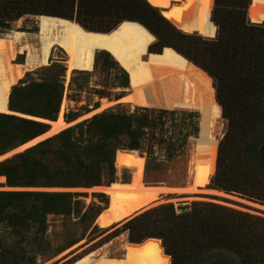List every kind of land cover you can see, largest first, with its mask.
Returning a JSON list of instances; mask_svg holds the SVG:
<instances>
[{
	"label": "trees",
	"instance_id": "16d2710c",
	"mask_svg": "<svg viewBox=\"0 0 264 264\" xmlns=\"http://www.w3.org/2000/svg\"><path fill=\"white\" fill-rule=\"evenodd\" d=\"M250 1L213 0L212 28L204 32L175 27L147 0H0V29L11 28V22L25 14L75 19L83 27L101 32L124 20L139 22L155 36L149 52L171 47L213 80L215 99L227 120L217 145L214 185L264 201V22L249 20ZM101 60L113 63L107 53ZM127 75L123 70L124 86ZM63 90V80L57 76L15 85L8 106L27 115L55 119ZM79 114L69 111L65 121ZM153 126L156 121L147 112L104 111L0 161V175L10 186L111 185L118 149H140L146 128ZM46 128L41 120L0 112V154ZM121 137L124 146L119 143ZM76 195L70 191L0 190V264L9 259L10 264H35L38 249L25 244L28 232L32 231V243L43 238L47 214L70 213ZM99 213L100 209L92 208L84 214L89 218L87 227ZM2 229L9 232V238L14 237L12 242L4 241ZM122 231L134 243L160 238L171 264H264V217L212 202L195 201L180 212L171 203L162 204L128 218L109 235Z\"/></svg>",
	"mask_w": 264,
	"mask_h": 264
},
{
	"label": "rangeland",
	"instance_id": "374dc122",
	"mask_svg": "<svg viewBox=\"0 0 264 264\" xmlns=\"http://www.w3.org/2000/svg\"><path fill=\"white\" fill-rule=\"evenodd\" d=\"M212 7L213 0H174L168 7L158 8L179 29L208 32L212 28ZM249 8L247 16L251 20L264 21V0H252ZM37 15L25 14L12 21L11 28L0 29V37L6 38L7 35L19 31L23 33V42L21 43L27 44L29 49L37 51L40 47L39 15ZM154 41L155 39L147 45L146 52ZM106 53L113 63H104L101 60ZM26 56L27 49L22 50L20 44H17L13 56L10 58L11 65L24 63ZM47 62L46 64L31 66L28 70L25 69L21 77L17 78L16 83L12 86L50 79L53 76L61 78L64 86L62 96L64 100L63 119L65 120L64 115L69 111L80 113L77 117L68 121L70 124L65 128L109 110L131 114L147 112L155 119L156 126L146 128L140 149L120 148L118 150H120L119 154L124 150L142 155L144 160V184L161 187V190L157 192L158 194L147 207L133 213L131 216L107 225L104 218L109 198L100 186H107L110 183L88 187H24L10 186L7 184L5 176L4 179L0 178V190L70 191L78 194L73 196L74 204H72L70 213L50 212L47 214L43 238L32 243V231L28 232L25 244H34L33 246L38 249L35 254V264H72L89 253L96 260L103 254L110 258H122L124 255L122 245L129 241L127 232L122 231L114 236L109 234L120 227L128 218L166 203H171L175 210L180 212L184 209V206H189L195 201L212 202L264 217V201L238 191L224 190L213 183L217 145L225 134L227 127V120L222 116L221 107L220 116L214 119L213 126H211L217 139L213 172L203 186L191 189L189 185L193 179L194 142L199 133L200 124V113L197 107L175 105L170 108H158L131 103L124 98L130 92L129 76L127 75L128 83L124 86L122 83L124 69L106 50H94L90 69H73L67 73V55L58 45H54L50 50ZM177 84L182 86L178 81ZM180 98L182 99L184 96ZM164 109L168 112L160 113ZM21 116H27V114ZM34 119L41 120L39 118ZM41 121L44 122V120ZM46 125L48 128L49 125L47 123ZM124 141L125 139L121 137L119 139L120 145L124 146L121 144ZM133 170L134 167L129 163L118 162L115 164L114 181L111 182V185H128ZM92 208L100 209V213L87 227L89 218L85 217L84 214ZM98 221H101V223L97 224ZM93 226L95 228H92ZM2 231L5 236L4 241L9 240V242H12L14 237L9 238V232L6 229H2ZM169 257L171 260V256ZM5 262L10 264V259ZM110 264L119 263L113 262ZM169 264H171V261Z\"/></svg>",
	"mask_w": 264,
	"mask_h": 264
},
{
	"label": "bare ground",
	"instance_id": "6f19581e",
	"mask_svg": "<svg viewBox=\"0 0 264 264\" xmlns=\"http://www.w3.org/2000/svg\"><path fill=\"white\" fill-rule=\"evenodd\" d=\"M147 1L156 7H168L174 0ZM251 4L252 2L248 6V13ZM22 35L23 33L15 31L6 38L0 37L1 113L7 111L9 90L17 78L31 66L48 63L50 50L54 45L62 48L67 55V73L73 69H90L94 50H106L128 73L130 92L124 98L131 103L158 108L175 105L198 108L199 133L194 142L193 179L189 188L197 189L208 181L213 172L217 144L211 126L221 113L220 105L215 99L212 78L206 71L171 47H165L160 53L146 52V47L154 36L136 21L124 20L112 30L101 32L89 30L76 20L39 15V49L33 51L27 44L21 43ZM17 44H20L22 50L27 49V56L24 63L12 66L10 58ZM181 96L184 98L181 99ZM63 107L62 99L58 118L52 123L53 132L70 124L62 117ZM119 162L131 164L134 170L128 185L100 186L109 198L104 218L107 225L147 207L161 190V187L144 184L142 155L123 150L119 154ZM0 178L4 179V176L0 175ZM122 246V258H110L103 254L96 260L89 253L72 264H169L171 261L157 237H149L138 243L126 241Z\"/></svg>",
	"mask_w": 264,
	"mask_h": 264
},
{
	"label": "water",
	"instance_id": "95a60500",
	"mask_svg": "<svg viewBox=\"0 0 264 264\" xmlns=\"http://www.w3.org/2000/svg\"><path fill=\"white\" fill-rule=\"evenodd\" d=\"M250 2H252V0H251ZM41 15H43V14H41ZM50 16H52V15H50ZM249 20H250L251 22H256V23L264 22V21H254V20H251L250 18H249ZM153 36H154V35H153ZM206 37H209V36H206ZM211 37H214V36H211ZM154 39H155V36H154ZM165 47H166V46H164V47L162 48V50H163ZM162 50H161V51H162ZM147 52H149L148 49H147ZM149 53H150V52H149ZM6 110H7L6 112H2V113H13V114H18V115H26V114H24V113H21V112H18V111H15V110L10 109L9 106H8V104H7V109H6ZM27 116H30V117H32V118H39V119H41V120H42V119H45V120H46L45 122L49 125L48 128H47L43 133H41L40 135L35 136V137H33L32 139H30V140H28V141H26V142H24V143H22V144H20V145H18V146H16V147L12 148V149H10V150H8V151H6V152L0 154V161H2V160H4V159H7V158H10V157H13V156L17 155L18 153L24 151L25 149H27V148H29V147H31V146L37 144L38 142H40V141H42V140H44V139H46V138H48V137H50V136H52L53 134H55V133L58 132V131H57V132H53V131L51 130V128H52V123L55 122V121L57 120V118H58V114H57V116H56L55 119H46V118H40V117H36V116H31V115H27ZM131 215H132V214H131ZM131 215H129V216H131ZM127 217H128V216H127ZM113 223H115V222H113ZM113 223H112V224H113ZM110 225H111V224H110ZM148 238H149V237H148ZM160 240H161V239H160Z\"/></svg>",
	"mask_w": 264,
	"mask_h": 264
}]
</instances>
